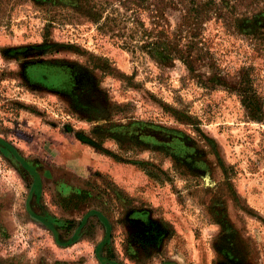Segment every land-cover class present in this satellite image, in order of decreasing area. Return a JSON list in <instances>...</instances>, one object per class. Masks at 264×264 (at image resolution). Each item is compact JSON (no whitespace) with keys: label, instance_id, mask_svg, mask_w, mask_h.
Segmentation results:
<instances>
[{"label":"rangeland","instance_id":"1","mask_svg":"<svg viewBox=\"0 0 264 264\" xmlns=\"http://www.w3.org/2000/svg\"><path fill=\"white\" fill-rule=\"evenodd\" d=\"M157 39L264 97V0H0V264H264V124Z\"/></svg>","mask_w":264,"mask_h":264},{"label":"trees","instance_id":"2","mask_svg":"<svg viewBox=\"0 0 264 264\" xmlns=\"http://www.w3.org/2000/svg\"><path fill=\"white\" fill-rule=\"evenodd\" d=\"M187 23L189 24L188 21ZM172 46L173 45L166 39H157V43L151 45V55L164 67L174 62L175 59L181 60L186 65L189 75H191L192 78H196L197 76L200 84L204 88L207 90L224 89L235 94L238 96L248 118L257 123L264 124V97L259 93L253 75L249 69L242 70L237 75L214 73L204 80L201 75L196 73L197 70L191 59L190 50L187 52ZM173 116L179 121L186 120L192 122L191 117L181 111L174 110ZM113 127L114 125H108L106 127H97L94 129L93 133L99 141V145L110 138L119 141L118 137L111 133Z\"/></svg>","mask_w":264,"mask_h":264}]
</instances>
